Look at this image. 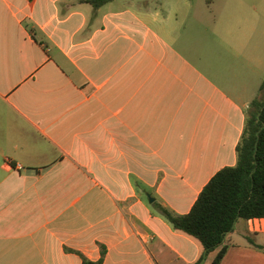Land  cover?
Wrapping results in <instances>:
<instances>
[{
    "label": "crops",
    "instance_id": "crops-1",
    "mask_svg": "<svg viewBox=\"0 0 264 264\" xmlns=\"http://www.w3.org/2000/svg\"><path fill=\"white\" fill-rule=\"evenodd\" d=\"M88 1L0 0V264H194L157 206L187 214L236 165L264 75L222 56L253 55V36L194 32V0ZM225 245L219 264H264V219Z\"/></svg>",
    "mask_w": 264,
    "mask_h": 264
},
{
    "label": "trees",
    "instance_id": "trees-1",
    "mask_svg": "<svg viewBox=\"0 0 264 264\" xmlns=\"http://www.w3.org/2000/svg\"><path fill=\"white\" fill-rule=\"evenodd\" d=\"M111 1L89 0L88 3L99 8ZM261 87L264 88V81ZM248 108L244 130L236 146V165L218 171L187 214L176 215L157 206L175 232L200 244L202 252L194 264H203L209 253L221 247L213 261L219 264L227 251L225 239L237 222L264 219V100L254 99ZM82 262L101 264V261L92 263L83 257Z\"/></svg>",
    "mask_w": 264,
    "mask_h": 264
},
{
    "label": "rangeland",
    "instance_id": "rangeland-1",
    "mask_svg": "<svg viewBox=\"0 0 264 264\" xmlns=\"http://www.w3.org/2000/svg\"><path fill=\"white\" fill-rule=\"evenodd\" d=\"M151 2L153 0H150ZM201 5L205 15V22L200 26L198 23L194 26V32L201 33L204 37L215 39L216 34L223 36H234L236 34H243L246 36H253L254 54L251 55L246 51L244 57H234L231 54L223 55L222 58L227 60L230 66L244 67L251 69L257 67L262 75H264V8L258 11L253 10H239L237 8H225L222 4L215 2L207 5L206 0H194ZM200 10V9H199ZM206 25H210L208 31H203ZM206 34V35H205ZM198 35V34H197ZM231 51V48L229 49ZM214 65H219L215 61L219 60L217 54L214 52ZM256 68V69H257ZM264 100V93L259 98Z\"/></svg>",
    "mask_w": 264,
    "mask_h": 264
},
{
    "label": "water",
    "instance_id": "water-1",
    "mask_svg": "<svg viewBox=\"0 0 264 264\" xmlns=\"http://www.w3.org/2000/svg\"><path fill=\"white\" fill-rule=\"evenodd\" d=\"M150 202H153L152 199L150 200Z\"/></svg>",
    "mask_w": 264,
    "mask_h": 264
}]
</instances>
